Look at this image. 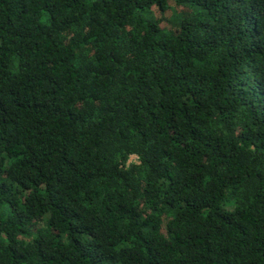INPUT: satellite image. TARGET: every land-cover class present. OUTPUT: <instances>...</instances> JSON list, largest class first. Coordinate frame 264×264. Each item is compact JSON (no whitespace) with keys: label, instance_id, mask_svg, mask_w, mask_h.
I'll return each mask as SVG.
<instances>
[{"label":"trees","instance_id":"16d2710c","mask_svg":"<svg viewBox=\"0 0 264 264\" xmlns=\"http://www.w3.org/2000/svg\"><path fill=\"white\" fill-rule=\"evenodd\" d=\"M0 264H264V0H0Z\"/></svg>","mask_w":264,"mask_h":264},{"label":"rangeland","instance_id":"374dc122","mask_svg":"<svg viewBox=\"0 0 264 264\" xmlns=\"http://www.w3.org/2000/svg\"><path fill=\"white\" fill-rule=\"evenodd\" d=\"M172 13H174L173 8H169L167 12H165V14H162L161 12L158 11H152V12H144L143 15L148 19V20H155V19H161L162 20V24L161 27H165L168 25L167 20L172 18ZM131 159H134V157H132Z\"/></svg>","mask_w":264,"mask_h":264}]
</instances>
